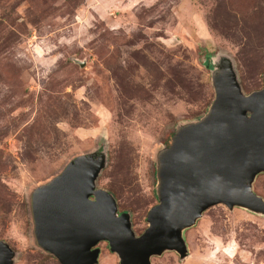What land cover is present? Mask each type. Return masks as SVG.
<instances>
[{
    "label": "rangeland",
    "instance_id": "374dc122",
    "mask_svg": "<svg viewBox=\"0 0 264 264\" xmlns=\"http://www.w3.org/2000/svg\"><path fill=\"white\" fill-rule=\"evenodd\" d=\"M231 59L246 94L264 85V0H0V239L13 264H61L40 246L33 193L103 150L96 183L138 235L156 156L214 98L210 64ZM264 199V172L253 183ZM189 255L152 264H264V216L223 204L184 231ZM97 264H119L100 241Z\"/></svg>",
    "mask_w": 264,
    "mask_h": 264
},
{
    "label": "water",
    "instance_id": "95a60500",
    "mask_svg": "<svg viewBox=\"0 0 264 264\" xmlns=\"http://www.w3.org/2000/svg\"><path fill=\"white\" fill-rule=\"evenodd\" d=\"M209 66L213 101L202 117L176 127L171 143L158 152V202L142 233L134 232L128 212L118 213L114 196L97 187L107 161L103 150L77 156L35 189V235L61 264H97L100 241L119 264H152L164 251L185 259L184 231L208 208L223 204L264 216V199L253 189L264 172V85L244 93L227 56ZM14 255L0 239V264H13Z\"/></svg>",
    "mask_w": 264,
    "mask_h": 264
},
{
    "label": "flooded vegetation",
    "instance_id": "af4514ba",
    "mask_svg": "<svg viewBox=\"0 0 264 264\" xmlns=\"http://www.w3.org/2000/svg\"><path fill=\"white\" fill-rule=\"evenodd\" d=\"M120 214V213H119ZM39 242V241H38ZM41 247V246H40ZM42 248V247H41ZM43 249V248H42ZM44 251H47V252H50V251H48V250H45V249H43ZM111 251V250H110ZM51 253V252H50ZM55 256V255H54Z\"/></svg>",
    "mask_w": 264,
    "mask_h": 264
}]
</instances>
